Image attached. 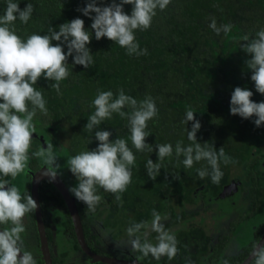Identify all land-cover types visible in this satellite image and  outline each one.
Listing matches in <instances>:
<instances>
[{
    "label": "trees",
    "instance_id": "16d2710c",
    "mask_svg": "<svg viewBox=\"0 0 264 264\" xmlns=\"http://www.w3.org/2000/svg\"><path fill=\"white\" fill-rule=\"evenodd\" d=\"M14 2L19 3L21 10L28 3L34 6L26 24L17 19L12 25L22 39L34 33L47 34L50 27L58 31L60 24L77 17L84 20L85 29L90 35L92 33L88 47L94 63L90 68L73 66L72 57H69L70 75L60 82V94L51 87L54 81L43 76L34 85L42 92L47 108V115L37 109L33 119L37 135L32 136V140L39 149L43 148L39 134L46 135L49 143L61 149L59 145L65 140V161L82 151L95 149L99 142L94 132L84 131L88 117L95 111L90 107L91 102L98 90H111L115 97L118 90L123 89L126 95L138 101L150 96L156 102L158 115L148 121L152 133L146 137L147 143L153 146L171 143L175 146L177 141H183L185 146L189 145L186 127L191 130L193 122L189 121L186 126L182 121L186 110L191 107L201 123L198 141L214 144L217 150L223 147L226 155L231 157V163L220 164L223 177L219 184L212 183L210 177H198L196 169L206 166L205 161L185 169L182 164L177 166L175 155L164 160L160 174L152 180L147 176L144 165L148 158L157 161L158 150L154 147L150 154L137 152L132 148L127 119L113 114L110 120L100 125V129L110 131V139H126L136 156V164L132 168L131 183L121 193L122 206L115 199V194L102 188L97 189L102 199L94 213L78 201L89 247L99 254L113 256L101 238L123 246L128 239L127 227L132 222H151V213L155 209L161 215L168 214L165 227L179 241V252L171 261L166 256L157 261L151 255L139 261L146 264H186L190 259L193 264H222L227 259L229 264H240L252 251L253 243L264 234L263 217L252 226L244 243L232 253V245H229L232 229H236L240 220L246 221L263 211L264 125L257 127L255 117L243 119L232 115L230 98L235 87L239 86L253 92V101H264V94L256 91L250 78L251 70L245 65L250 54L239 48L245 35L254 37L259 29L264 28V0H171L165 10H157L149 29L135 31L140 48L147 49V54L140 56L128 55L126 49L106 37L95 39L92 19L77 10L85 7L88 0ZM111 2L97 0L98 5ZM6 4L7 0H0V15L4 14ZM131 10L132 5H124L126 13L131 14ZM212 17L218 25H232L231 32L227 36L223 33L216 35L209 27ZM64 51L67 52L66 45ZM91 135L93 139L88 143ZM32 153L29 152V156ZM28 164L30 168L37 169L41 163L31 155ZM232 181L239 182L236 194L222 197L223 188ZM30 184V181L26 183L24 193L28 191L30 194ZM39 192L49 243L58 245V253L53 255L58 260L53 264H82V258L90 260L76 240L69 211L57 188L44 180ZM28 219L24 224L23 239L27 241L26 246H31V252L35 250L33 255H38L34 257L37 264H44L40 257L34 212L28 214ZM54 224L59 227L55 229L58 239L56 235L52 236ZM155 236L156 233L149 236L153 243ZM126 248L130 251V247ZM132 254L135 258L141 255ZM125 256L127 259L133 257Z\"/></svg>",
    "mask_w": 264,
    "mask_h": 264
},
{
    "label": "clouds",
    "instance_id": "9594fccd",
    "mask_svg": "<svg viewBox=\"0 0 264 264\" xmlns=\"http://www.w3.org/2000/svg\"><path fill=\"white\" fill-rule=\"evenodd\" d=\"M171 0H112L108 5H98L97 0H88L83 8L77 9L92 19L91 29L94 30L96 40L107 39L126 49L128 55H146L147 49H141L136 41L135 31H144L151 27L157 10L163 11ZM132 5L131 14L124 11V5ZM34 11V6L28 3L22 10L19 3L7 0L6 10L0 15V177H11L13 180L25 171L30 159L29 150L32 144V134L36 132L33 119L37 109L47 115L46 100L41 91L34 85L43 76L46 80L54 81L51 87L60 94V82L70 75L68 58L72 57V65H82L90 68L93 56L88 45L91 43L92 33L85 29L84 20L77 17L59 25V30L49 28L47 34H31L22 39L12 27L19 19L27 23ZM95 13V15H92ZM209 27L220 35L227 36L232 25H218L215 17L211 18ZM53 41L58 43L53 44ZM67 46V52L64 51ZM250 59L245 65L251 70V80L255 89L264 94V28L259 29L254 37L245 35L240 46ZM253 92L246 88L235 87L230 98V113L239 115L243 119L255 117L257 127L264 125V101L255 102L251 99ZM31 105V108L29 107ZM90 107L95 111L88 117L84 131L92 134L99 142L93 150L82 151L67 158V165L78 183L69 191L78 201L83 202L87 209L95 212L102 197L97 189L115 194L120 202L121 193L127 190L132 181V168L136 164L137 152L152 153L157 151V161L148 158L144 167L147 176L156 180L163 168L166 158L175 155L177 166L182 164L185 169H191L195 163L206 162V166L196 169L200 179L210 177L211 182L219 184L223 172L221 162L231 163V157L226 155L223 147L218 150L206 142L200 143L197 132L201 123L194 116L189 107L182 123L186 126L192 121L191 130L187 127V139L191 142L185 146L183 141L156 144L146 142L152 132L148 121L158 115L155 100L146 96L138 101L126 95L123 89L118 90L114 97L111 90H98ZM130 109L125 111L124 109ZM118 114L127 119L132 148L124 138L110 139L112 133L100 129V125ZM92 135L88 143L92 141ZM39 158L47 166L43 175L55 180L61 165L57 163L58 156L54 152L52 143L31 154ZM183 157L181 160L180 158ZM176 178V177H175ZM37 202L27 191L23 195L19 188L8 179L0 178V264H37L31 251L24 244L22 233L26 231L24 218L37 209ZM152 220L132 222L126 229L127 241L124 247H130L132 253H140L136 257H148L159 261L162 257L173 260L179 252L175 234L165 227L168 214L161 215L152 210ZM156 233L155 243L149 236ZM186 264H193L189 259ZM222 264H229L227 259ZM249 264H264V244L255 241L252 245Z\"/></svg>",
    "mask_w": 264,
    "mask_h": 264
},
{
    "label": "water",
    "instance_id": "95a60500",
    "mask_svg": "<svg viewBox=\"0 0 264 264\" xmlns=\"http://www.w3.org/2000/svg\"><path fill=\"white\" fill-rule=\"evenodd\" d=\"M47 166H41L35 172L31 173V186H30V195L33 199L37 202V209L34 212L35 218V225L39 237V250H40V257L43 260L44 264H53V259L51 255L49 240L46 233L44 217L41 208V201H40V183L43 180H48L53 184L55 188L59 191L66 207L69 211V215L71 217V221L73 224L76 240L82 249V251L90 258L92 263L102 262L107 264H146L141 261H137L136 258L126 259V258H119L114 256H107L103 254H99L94 252L86 242L83 226L81 222V217L77 207V201L73 195H71L69 188L66 186L65 182L61 178L59 174H57L55 180H50L49 176L43 175L44 171L46 170ZM238 181H232L227 184L222 192L221 196L225 197L228 193H231V190H237ZM1 228V227H0ZM260 243L264 244V234L259 240ZM251 253V252H250ZM249 255L240 263V264H249L250 259Z\"/></svg>",
    "mask_w": 264,
    "mask_h": 264
},
{
    "label": "rangeland",
    "instance_id": "374dc122",
    "mask_svg": "<svg viewBox=\"0 0 264 264\" xmlns=\"http://www.w3.org/2000/svg\"><path fill=\"white\" fill-rule=\"evenodd\" d=\"M37 135V133H34V134H32V136H36ZM39 139H40V141L42 142V146H43V148L44 147H47V143H49L48 142V140L46 139V135H44V134H39ZM51 142V141H50ZM52 143V142H51ZM66 142H65V140L62 142V145H59L60 147H62V149L61 148H58L57 146H55V145H53L54 146V152H55V154L58 156V158H63V159H65L66 158V154H63L64 153V149H63V145L65 144ZM37 150H39V148L33 143V140H32V144H31V148H30V150H29V152H34V151H37ZM36 159H38L40 162H42L39 158H37V157H35ZM57 163H59L61 166H62V162H59V161H57ZM65 165L68 167V165H67V162L65 161ZM46 166V165H45ZM27 169H25V171L23 172V173H21V174H19L14 180L11 178V177H0V178H2V179H8L11 183H13V184H15L18 188H19V190H20V192L22 193L23 192V188H24V186L26 187V183H28V180H29V177H27L26 178V175H27ZM58 174L60 175V176H62V174H63V171H62V169L60 168L59 170H58ZM70 174H71V176H72V179L74 180V182L73 181H70L69 183L71 184V187L72 186H75L77 183H78V181H77V179H76V177L71 173V171H70ZM74 183V184H73ZM233 190V189H232ZM236 190H234V192H235ZM232 193V192H231ZM262 208H263V211L259 214V217L258 218H255V219H253V220H246V221H242V220H240V224L238 223V225H237V227H236V229L235 228H233L232 229V232H230V234H229V239H233V241H232V243H231V245H232V253L233 252H235V251H237V248L241 245V244H243L244 242L243 241H245L246 240V238H247V236H248V234L250 233V230H251V228H252V226H253V224L255 223V222H258L260 219H262L263 217H264V205L262 206ZM230 211H232V209H230ZM242 221V222H241ZM4 226V225H3ZM5 227V226H4ZM22 236H23V234H22ZM26 243H27V241L24 239V244H25V247H27L26 249L27 250H31L32 248H30V247H28V246H26ZM28 245V244H27ZM114 247L116 246V245H113ZM58 247V246H57ZM35 250H33L32 251V253L34 252ZM34 257H37V254L36 253H34ZM58 260V259H57ZM83 264H94V263H92L90 260H87V262H85V263H83Z\"/></svg>",
    "mask_w": 264,
    "mask_h": 264
},
{
    "label": "flooded vegetation",
    "instance_id": "af4514ba",
    "mask_svg": "<svg viewBox=\"0 0 264 264\" xmlns=\"http://www.w3.org/2000/svg\"><path fill=\"white\" fill-rule=\"evenodd\" d=\"M31 156V155H30ZM57 161H59V162H62V166H61V169H62V171H63V174H62V176H61V178L63 179V181L65 182V184H66V186L68 187V188H70L71 187V184L69 183L70 181H73L74 182V180L72 179V176H71V174H70V170H69V168L65 165V160L63 159V158H58L57 159ZM41 164L39 165V167L37 168V169H39L41 166H43V163L42 162H40ZM33 165H35V163H33ZM27 175H26V178L27 177H29V180L28 181H30V183H31V173L32 172H35L37 169H32V168H30V166H29V164H28V166H27ZM44 181V180H43ZM42 182V181H41ZM41 184V183H40ZM74 184V183H73ZM30 186H31V184H30ZM24 190H25V186H24V188H23V192L21 193L22 195H23V193H24ZM231 192L232 193H228L227 195H233L234 194V190H231ZM71 193V192H70ZM236 194V193H235ZM234 194V195H235ZM71 195H73L72 193H71ZM233 195V196H234ZM74 196V195H73ZM75 197V196H74ZM76 199V198H75ZM76 201H77V207H78V200L76 199ZM239 202V201H238ZM237 205H239V204H237ZM78 211H79V209H78ZM59 214V216L61 217V220L63 219V216H61L60 214V212L58 213ZM79 214H80V212H79ZM80 217H81V215H80ZM259 217V214L258 215H256L255 217H250L249 219L250 220H253V219H255V218H258ZM248 219V220H249ZM263 219V218H262ZM262 219H260L259 221H261ZM28 215H26V217L24 218V224L26 225L27 224V222H28ZM247 220V221H248ZM246 221V222H247ZM259 221L258 222H255L254 224H253V226H255L256 224H258L259 223ZM81 222H82V220H81ZM4 227V226H3ZM2 228V227H1ZM45 228H46V226H45ZM57 228H59L58 227V225H56V224H54V226H52L51 227V229H52V236H55V238H59V236H58V234L56 233V231H55V229H57ZM252 229V228H251ZM23 234V233H22ZM62 234V233H61ZM251 234V230H250V233L248 234V236ZM247 236V237H248ZM263 236V235H262ZM62 237H63V235H62ZM102 239V243H104V245L106 246V248H107V251L108 252H110L111 254H113V256L114 257H119V258H125V257H128V256H125V254H127V255H130V256H133V257H131V258H128V259H132V258H135L134 257V255L132 254V253H130V251H129V249H127L126 247H124V246H122V245H120V244H118L117 242H115V243H111V242H109L107 239H105V238H101ZM247 239V238H246ZM230 240V244L229 245H231V243H232V241H233V239H229ZM260 240V239H259ZM101 243V244H102ZM49 245H50V250H51V255H52V259H53V261L54 260H56L57 259V257L56 258H54V256L53 255H56L57 253H58V249H57V246L58 245H56V244H51V243H49ZM113 245H116L115 247L113 246ZM37 257H38V255H37ZM81 258V257H80ZM127 259V258H126ZM87 260H89V259H86V258H82V261H81V263L83 264V263H85V262H87Z\"/></svg>",
    "mask_w": 264,
    "mask_h": 264
}]
</instances>
